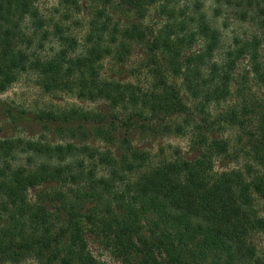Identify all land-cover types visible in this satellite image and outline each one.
<instances>
[{
	"label": "trees",
	"instance_id": "obj_1",
	"mask_svg": "<svg viewBox=\"0 0 264 264\" xmlns=\"http://www.w3.org/2000/svg\"><path fill=\"white\" fill-rule=\"evenodd\" d=\"M38 1L0 0V92L32 73L44 92L94 107L21 112L62 142L0 138V264H107L90 251L88 228L104 234L123 264H264L255 243L264 235L256 202L264 200V95L234 87L236 64L247 56L264 89V0H212L215 16L230 10L256 24L228 48L201 0H96L80 47ZM63 4L79 8L77 0ZM115 9L135 21L121 25ZM151 9L162 18L156 29L143 23ZM50 26L58 45L38 53ZM135 47L144 48L137 70L149 85L102 74L106 60L120 67ZM177 116L188 155L176 149L158 158L134 147L130 130L156 136ZM226 128L237 131L233 140L215 135Z\"/></svg>",
	"mask_w": 264,
	"mask_h": 264
},
{
	"label": "rangeland",
	"instance_id": "obj_2",
	"mask_svg": "<svg viewBox=\"0 0 264 264\" xmlns=\"http://www.w3.org/2000/svg\"><path fill=\"white\" fill-rule=\"evenodd\" d=\"M190 1V0H189ZM204 5V10L210 19L213 22L214 27L219 31L221 35V46L223 48H228L229 46L233 47V41L243 40L244 38L251 36L256 32V24L253 21H250L249 18L243 21L239 18L237 12L230 10H223L219 16H215L212 11V0H201ZM79 8H76L74 4H63V0H39L38 7L40 13L49 20V23L56 21H61L64 32L66 34L73 35L79 44V47L82 43V38L87 29V22L90 17V12L94 6L99 7V3L96 0H77ZM68 8V9H67ZM68 12L69 18L62 21L63 13ZM112 18L115 21L121 23V25H126L132 21H135L134 14L130 13L125 9H115L112 12ZM162 22V18H159L156 11L149 10L146 14L143 23L149 26V29H156ZM48 36L43 39L42 47L38 48L39 52L42 54L49 53L56 48L58 43H56V37L52 33L53 27L50 26ZM197 47V46H196ZM144 48L135 47L132 55L129 57L128 61L122 65L117 66L111 61H105L103 64L102 74L107 78H117V79H126L132 81L135 84L140 86H146L150 84L151 79L147 77L146 71L141 70L138 72V68L141 64L142 59H144ZM236 69L234 71V87L245 89L248 91L251 88L252 93H256L260 96L264 95V89L259 88L252 77L251 65L247 56H243L239 59L236 64ZM134 68V72H130L129 69ZM129 73H133L129 75ZM37 77L32 73H22L18 78L10 84L4 91L0 92V103L9 106L11 112L14 115L23 116L22 121H14L10 116H3L0 114V138L8 137L11 139H22L28 140L31 138H43L49 139V141H63L64 139L61 134L52 130H44L37 126L36 124L31 123L29 120H26L25 115H30L40 108H69L71 106H77L82 108H92L94 107L89 102L84 100H79L69 94L64 93H55L50 94L43 91V89L37 83ZM176 83H179L177 79ZM181 94L184 97V100L191 104L192 102L188 98L187 94L181 89ZM235 98L232 97L231 101H234ZM227 104L219 105L216 111L225 110ZM1 108V106H0ZM1 110V109H0ZM23 111V113H21ZM122 109H119V112L124 119L127 118V114L121 112ZM211 111L215 110L211 108ZM1 112V111H0ZM120 115V116H121ZM171 119L167 120L170 125V128L166 131H163L160 134L151 135L149 132H143L140 129L130 130L131 142L136 148L146 149L156 157H160L162 152L164 154L170 155L173 150H179L183 154L188 155L190 152V137L189 133L185 129L184 131H177L176 124L183 122L182 116L170 117ZM18 122V123H17ZM158 123V121H157ZM162 123V122H161ZM120 130V131H119ZM118 133L122 132L120 127L117 130ZM147 131V129H146ZM217 137L223 136L229 139H234L237 136V131L232 128H226L215 134ZM90 145L100 147L105 149L106 146L101 140H95L89 142ZM18 156L17 158H20ZM257 208L260 213L264 214V200L257 199ZM86 239L90 251L100 260L105 261L107 264H123L120 259H118L112 252L109 244H107V238L98 228H95L93 231L88 228L86 231ZM255 243L258 251L264 256V235L258 234L255 238ZM31 260L22 261L16 264H29ZM4 264H15V263H4Z\"/></svg>",
	"mask_w": 264,
	"mask_h": 264
}]
</instances>
